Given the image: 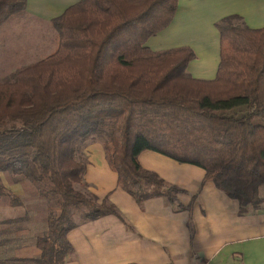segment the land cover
<instances>
[{"label":"trees","instance_id":"trees-1","mask_svg":"<svg viewBox=\"0 0 264 264\" xmlns=\"http://www.w3.org/2000/svg\"><path fill=\"white\" fill-rule=\"evenodd\" d=\"M177 1L79 0L50 20L55 48L0 81V173L34 183L37 202L59 209L37 232L40 252L9 261L65 264L71 228L121 216L83 180V149L92 142L102 144L117 185L139 203L165 196L176 211L191 205L180 202L181 188L141 166L145 150L202 168L204 181L238 200L240 214L264 203V26L251 28L238 14L220 18L216 75L193 78L190 47L145 45L170 24ZM25 5L0 0V25ZM5 197L26 208L0 219L1 247L31 219L22 196L0 181Z\"/></svg>","mask_w":264,"mask_h":264},{"label":"crops","instance_id":"crops-1","mask_svg":"<svg viewBox=\"0 0 264 264\" xmlns=\"http://www.w3.org/2000/svg\"><path fill=\"white\" fill-rule=\"evenodd\" d=\"M78 1L26 0L23 12L34 22L45 24ZM230 14L242 16L251 28L263 27L264 0H178L170 24L145 45L154 51L190 47L196 57L188 63V73L193 78L212 79L220 60V36L214 24ZM34 35L28 36L33 41L32 46L24 47L25 53L42 47L43 38ZM9 36L4 20L1 49L18 48ZM85 150L83 180L88 191L100 200L108 197L121 216L107 214L71 228L67 238L74 249L65 264H264V203L240 214L238 200L204 181L202 168L151 150L138 155L141 166L181 188L180 202L191 205L176 211L165 196L139 203L117 185V174L101 143H89ZM14 187L6 188L18 193ZM3 207L12 213L15 206L3 201L0 212ZM55 210L57 214L59 209ZM39 252L38 247L33 250L34 255Z\"/></svg>","mask_w":264,"mask_h":264},{"label":"rangeland","instance_id":"rangeland-1","mask_svg":"<svg viewBox=\"0 0 264 264\" xmlns=\"http://www.w3.org/2000/svg\"><path fill=\"white\" fill-rule=\"evenodd\" d=\"M4 18L6 27H8V32L10 33V43H18V48L14 49L12 47H8V50L7 47L2 49L0 48V81L9 79L11 72L17 67L35 62L45 57L55 48L56 45V31L50 22L38 24L26 16L23 11L5 14ZM32 34H35L34 37L38 35L43 38L41 42L42 47L32 49L30 52L25 53L24 47L32 46L31 43L33 39L28 37L30 35L32 36ZM5 50H7V52ZM12 50H15L14 55L10 54V51ZM4 51L6 54L2 53ZM85 148L83 149V155L87 158ZM0 181L3 185L11 186V188L16 186L18 188L14 187L13 189H17L16 191H18V193L16 194H20L22 196L24 204L27 206L29 212L28 214H30L31 218L28 223L23 222L28 228H23L22 230L17 231V234H13L15 237L11 240L10 244L2 247L0 246V251L3 252L0 253V259L5 260L4 264H23V261L9 260H11L10 258L12 256H26L28 254L31 256L33 254V250L37 247L34 243L37 232L45 226V216L56 215V206L48 205L45 209L44 201H42V204H39V200L42 199L38 197L36 185L23 177L15 176L11 172H1ZM260 194L264 195V186L260 189ZM3 201L7 202L6 197L0 198V202ZM24 208L26 207H14V211L11 213L9 211L10 208L8 209L3 207L2 210L4 211L0 212V219L4 218L7 213H11L10 216L18 215ZM43 208L45 209L44 214H42L44 212ZM78 214L76 212L74 217L78 218Z\"/></svg>","mask_w":264,"mask_h":264}]
</instances>
